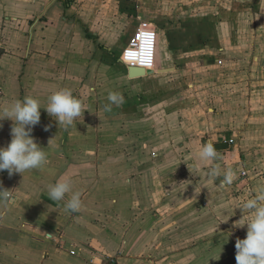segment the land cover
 Returning <instances> with one entry per match:
<instances>
[{
  "label": "crops",
  "instance_id": "0c3cea01",
  "mask_svg": "<svg viewBox=\"0 0 264 264\" xmlns=\"http://www.w3.org/2000/svg\"><path fill=\"white\" fill-rule=\"evenodd\" d=\"M174 1L177 9L171 7ZM234 1L235 10L199 12L198 2L191 0H0V110L26 96L38 99L41 117L31 135L41 148L51 150L39 169L11 176L0 172V185L15 197L6 208L0 204V264H188L184 255L186 260L180 261L166 253L164 245L173 232L162 230L171 210L187 214L186 191L161 185L157 177L171 171L159 170L157 154L148 153L146 142L157 139L153 131L174 130L179 121L178 129L188 128V113L177 118L187 109L190 91H183L180 79L175 85L166 81L182 78L183 67L196 64L187 57L193 47L210 49L209 37L212 44H221L219 19L238 16L248 6V0ZM143 9L160 36L161 30L169 35L167 56L157 58L155 71L130 77L121 56ZM173 16L183 19L175 34L170 29ZM215 17L217 23H211ZM115 50L121 53L115 55ZM174 50L183 56L176 58ZM204 64L215 65V59ZM60 88L71 89L86 109L67 130L43 109L47 97ZM110 92L119 93L123 103L106 111ZM92 120L127 126L146 153L119 156L110 168L107 129L93 132ZM0 123V147H6L13 122ZM126 139L115 143L123 145ZM81 144L94 145L89 153L84 148L87 158L78 153ZM109 168L119 179L114 186L105 180ZM58 180H71L72 191L80 192V212L65 210L71 193L58 202L47 196L49 185ZM258 181L251 178L248 199L264 188L262 182L256 187ZM184 197V204L174 203Z\"/></svg>",
  "mask_w": 264,
  "mask_h": 264
},
{
  "label": "rangeland",
  "instance_id": "374dc122",
  "mask_svg": "<svg viewBox=\"0 0 264 264\" xmlns=\"http://www.w3.org/2000/svg\"><path fill=\"white\" fill-rule=\"evenodd\" d=\"M191 1L198 2L199 12L219 7L235 10L238 6L234 0H224L223 3L216 0ZM171 7L177 9L178 2L174 1ZM242 8L238 16L219 19V46L215 42L212 44V37L208 38L210 49L196 44L197 47L187 52V57L196 64L183 67L182 78L171 76L166 79V84L173 85L180 79L183 91H190L187 109H183L177 118L179 121L188 113V128L178 129L179 121L173 125L174 130L153 131L157 139L146 142L151 145L148 153L157 154L159 170L171 171L157 177L163 182L161 185L171 184L173 189L186 191L189 201L187 214L171 210V220L164 221L162 230L173 232L172 240L164 245L166 253L180 261L186 260L185 256L188 264H236V239L246 238L247 233L246 225L234 226L242 218V211L237 207L248 199L251 178L259 180L256 187L264 185V0H248V6ZM142 20L154 25V19L145 9L142 10ZM182 21V18L173 16L170 27L173 34ZM217 21L216 17L214 21L210 19L211 23L216 24ZM161 33L160 36L158 32L157 58L167 56L165 39L169 35L163 30ZM204 41L207 44V40ZM120 53L121 50L114 51L115 55ZM175 53L176 58L183 56L178 50ZM211 58L215 59V65L206 66L204 61ZM88 124H91L93 132L106 127L110 139L107 147L110 168L118 164L116 159L119 156L146 153L144 145L138 146V141L132 140L133 136H138L137 133L127 126L117 128L118 122L101 124L99 120ZM119 138L127 139L123 145H117L115 140ZM208 140L212 143L229 142L231 147L217 152L216 160L203 162L199 160L198 153ZM79 147L81 152L78 153L86 158L90 154L84 148L88 153L94 149V145L85 147L81 144ZM44 149L46 153L51 151L47 147ZM163 156L167 157L161 160ZM217 166L221 175L210 179L208 171ZM110 168V176L105 180L114 186L119 179L112 177ZM228 168L236 173L235 179L231 185L221 186L223 173ZM217 188L220 190L219 200ZM175 202L184 204L185 197Z\"/></svg>",
  "mask_w": 264,
  "mask_h": 264
},
{
  "label": "clouds",
  "instance_id": "9594fccd",
  "mask_svg": "<svg viewBox=\"0 0 264 264\" xmlns=\"http://www.w3.org/2000/svg\"><path fill=\"white\" fill-rule=\"evenodd\" d=\"M107 100L106 111L110 110L112 105L123 103V97L117 92H110ZM40 109L42 108L38 99L26 96L23 100L17 99L0 110V121L8 119L13 122L11 142L6 147H0V172L7 170L9 176L14 173L22 175L28 170L39 169L46 162L45 149L41 148L31 135L33 128L40 122ZM43 109L49 116L55 117L58 126H63L65 130L71 127L86 110L82 101L75 97L69 88H60L49 95L47 106ZM2 127L3 124L0 123V128ZM49 127L50 125L45 126L44 130L48 131ZM198 158L203 162L216 160L217 150L214 148V143L207 141L203 144ZM220 175L218 166L208 171L210 179L218 178ZM235 175L234 170L228 168L223 173L221 186L231 185ZM69 193L71 196L64 205L65 210L73 214L80 212L83 203L81 194L72 191L71 180H58L49 185L47 196L52 201L58 202L65 200ZM11 203H15V197L11 195L10 190L0 185V204L6 208ZM237 208L242 211V218L236 221L234 226L244 227L246 225L247 233L246 238L236 239V264H264V188L260 189L259 194H254Z\"/></svg>",
  "mask_w": 264,
  "mask_h": 264
},
{
  "label": "built area",
  "instance_id": "2783aa9c",
  "mask_svg": "<svg viewBox=\"0 0 264 264\" xmlns=\"http://www.w3.org/2000/svg\"><path fill=\"white\" fill-rule=\"evenodd\" d=\"M157 39V28L152 23L141 19L122 52L123 63L127 67L144 68L146 72L155 71L157 68Z\"/></svg>",
  "mask_w": 264,
  "mask_h": 264
},
{
  "label": "water",
  "instance_id": "95a60500",
  "mask_svg": "<svg viewBox=\"0 0 264 264\" xmlns=\"http://www.w3.org/2000/svg\"><path fill=\"white\" fill-rule=\"evenodd\" d=\"M167 70L169 69H165L162 71H167ZM129 74H130V77H140V76L146 75V70L141 67H129ZM229 146H230V143L228 142L214 144V148L216 150L225 149V148H228Z\"/></svg>",
  "mask_w": 264,
  "mask_h": 264
}]
</instances>
